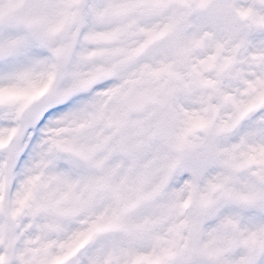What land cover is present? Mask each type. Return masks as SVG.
<instances>
[{"label": "snow or ice", "instance_id": "6c2138e0", "mask_svg": "<svg viewBox=\"0 0 264 264\" xmlns=\"http://www.w3.org/2000/svg\"><path fill=\"white\" fill-rule=\"evenodd\" d=\"M0 264H264V0H0Z\"/></svg>", "mask_w": 264, "mask_h": 264}]
</instances>
